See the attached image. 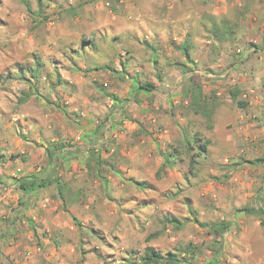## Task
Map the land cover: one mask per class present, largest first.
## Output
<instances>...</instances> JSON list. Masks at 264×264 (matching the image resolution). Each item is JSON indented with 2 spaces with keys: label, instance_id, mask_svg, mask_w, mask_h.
Instances as JSON below:
<instances>
[{
  "label": "rangeland",
  "instance_id": "374dc122",
  "mask_svg": "<svg viewBox=\"0 0 264 264\" xmlns=\"http://www.w3.org/2000/svg\"><path fill=\"white\" fill-rule=\"evenodd\" d=\"M163 1L93 0L83 4L84 0H68L65 5L62 0H54L46 6L44 0H0V169L5 168L7 171L9 168L5 164H10L14 169V163L25 164L31 160L26 154L21 157L20 153H14L17 149L13 139H21L22 135L16 132L22 126L20 119L17 117V121H11L15 116L25 112L28 114L24 119L26 122L30 117L38 120L44 114L56 113L61 122L66 120L65 112L61 114L58 108H55L56 111L48 109L51 104H64L63 96L59 95L61 90L72 96L83 97L95 89L101 94L103 102L108 98V87L86 86L84 83L93 70L80 72L70 69L71 76H64L61 80L69 78L72 83L64 80L68 85L60 89L53 85L59 76L58 71L64 73L70 65L67 55L70 48L81 49L83 44L79 42L82 37L95 43L97 41L106 48L99 40L104 34L107 38L117 36L118 39L113 43L117 49H113L114 52L129 47L143 50L148 56V50L142 43L137 44L133 37H136L137 30H141L137 25L143 22L145 15L159 21L164 10ZM212 1L179 0L177 5L181 7L177 6L175 10L195 7L203 17L201 20L205 22V28H216L218 32L221 31V22L227 19L230 24L236 23L233 35H238L241 22L245 20L257 28L255 33L264 34V0H216L214 4ZM24 3L28 4L31 11L25 9ZM77 4L83 6L77 8L75 18L63 11L69 5ZM217 8L225 10L226 15H211ZM136 15L139 20L135 19ZM240 15L242 18L236 19ZM201 20L197 27L199 31L202 30ZM261 20L263 24L257 27ZM155 31L159 33L158 29ZM206 33L212 35L207 29ZM255 33L249 35L246 41L242 40L240 45L244 42L247 50H261ZM149 41L159 42L157 47L160 50H167L171 44L169 40L164 41L162 45L167 46L161 47V41L153 35ZM150 52L155 60L156 55ZM135 53L139 57L137 60L142 63L141 54ZM37 63L41 64L37 76L38 86H34L32 98L26 104H20L17 102L20 95L18 86L22 82L20 73L25 72L28 80L30 75L27 68H36ZM97 108L101 116L106 114L103 103L98 104ZM68 113L78 126L81 119ZM217 121L222 129L225 125L222 117ZM7 124H10L13 133L12 140L8 141L1 134ZM221 129L216 134H223ZM27 138L25 142L30 143V137ZM110 142L107 141V145ZM221 146H224L223 142L212 145L210 153L206 154L207 158L200 157L198 177L188 176L190 170L186 160L182 165L168 170V173L163 171L156 175L150 182L155 191L148 187L144 191L146 194L139 193L129 183L120 186V183L111 182L105 189L101 179L95 175L99 170L90 164L96 155L87 152L92 160L88 161L89 167L82 170L88 177L78 183L82 186L81 190L75 189L80 191L81 199L66 206L62 205L54 186L20 199L19 195L14 194L15 190L10 188L11 181L14 182L16 178L13 180L9 177L12 178L9 180L4 177L5 172L0 173V183L2 175L5 179L0 184V193L9 191L10 195L6 204L0 200L1 263L120 264L133 259L132 262L137 264L136 258L145 247L150 246L161 254H175L179 264H264V173L260 170L264 169V165L255 164L250 168L249 162L244 161L238 151L224 152ZM46 150L39 153V149H36V165L32 169L39 168L42 175L49 173V176H53L57 170L44 168L41 161L44 157L49 159ZM115 153L116 150L112 156L117 157ZM108 159L104 157L103 160ZM245 169H251L253 173L246 175ZM249 182H253L249 186L252 197L244 203L243 196L249 192L246 183ZM97 184L100 187L98 189L95 188ZM245 210L253 212L247 213ZM259 211H263L262 214ZM164 216L175 218L177 223L164 224ZM221 223L228 226L223 233L211 230L214 224ZM153 234L158 236L147 240Z\"/></svg>",
  "mask_w": 264,
  "mask_h": 264
},
{
  "label": "crops",
  "instance_id": "0c3cea01",
  "mask_svg": "<svg viewBox=\"0 0 264 264\" xmlns=\"http://www.w3.org/2000/svg\"><path fill=\"white\" fill-rule=\"evenodd\" d=\"M178 2L179 0H164L162 5L164 10L159 21H155L154 18L151 20L145 15L143 22L137 25L141 30H137L133 39L136 43L143 44L148 50L146 51L148 56L143 50H133L129 47L114 52L113 49L116 47L113 43L118 39L117 36L107 38L104 34L99 40L101 44L107 46L106 48L96 41L97 50H88L86 45L81 50H69V56L74 58L75 66L68 59L70 65L67 66L66 71L64 73L58 71L60 80L64 76H71V70L80 72L93 70L85 82L82 79L79 81L86 83V86L108 87L109 96L103 102L101 94L95 89L88 91L87 96L83 97L72 96L61 90L59 95L63 96L64 104L61 102L63 105L59 107L65 112L66 117L62 122L56 113L44 114L38 120L29 116L30 120L26 122L24 119L28 114L25 112L20 116L14 115L13 119L12 116V122L19 118L22 124L16 130L17 134L22 133L19 134L21 139H13L17 149L13 152L20 153L21 157L26 154L31 159L25 164L14 163L16 164L14 169L22 171L16 178L49 176V173L42 175L39 168L32 169L33 165H36L34 152L39 149V153H44L48 148L58 147L61 151H58L53 160L44 157L41 161L44 163V168L56 169L53 174H57V177L68 183L74 191L81 190L82 186L78 183L87 180V173L82 168L90 159L87 152L92 149L96 154L99 153V160L102 161L99 174L109 184L116 182L123 186V183L127 184L129 179L150 183L157 175L163 158L171 150V145L175 142L183 143L182 132L185 128L197 132L208 143L206 153L202 155L204 158H207L206 154L210 153L209 148L212 145L223 142L224 146H221V149H224V152L238 151L244 161L249 162L250 168L255 164L264 165V34L255 33L257 28H253V25L245 20L241 22V31H238L237 38L246 41L249 35L255 33V39L260 42L261 50H247L244 42L234 47L235 44L233 45L230 38L218 39L206 33V29L210 33L213 30L210 27L205 28L206 24L201 20L203 17L195 7L179 10L181 6L177 5ZM212 3H216V0ZM177 6L179 8L175 10ZM211 15L223 17L226 12L217 8ZM135 19L139 20V16L136 15ZM200 20L202 30L199 31L197 27ZM258 24H263V21H259L257 27ZM155 29H158L159 33ZM152 35L154 38L158 37L161 47L167 46L162 45V42L164 44V41L169 40L170 49L167 47V50H160L157 47L159 42L149 41L152 40ZM150 51L154 52L158 62L156 59L153 60ZM76 52L80 55L77 56ZM135 52L141 54L142 63L137 60L139 57ZM184 53L188 57L183 55ZM125 63L129 65L125 66ZM26 75L24 73L25 79L18 86L20 95L17 102L20 104H26L32 98L31 94L35 91L33 88L38 83V79L34 80L31 77L27 80ZM195 76L199 77L198 83L206 100L210 99L211 95L217 98V107L210 124L199 115L193 114L188 107V97L195 86L193 83ZM58 77L53 82L57 89L68 85L64 80L72 83L69 78L59 82ZM141 83H148L154 88L148 92L138 90L137 86ZM30 86L33 88H29ZM230 92L237 94L235 101L231 99ZM24 94L30 97L26 102L21 103ZM100 103L104 104L106 113L102 116L97 111ZM238 103L243 104V107L239 108L236 105ZM55 108L57 106L51 104L48 109L56 111ZM67 111L81 119L78 126L73 123L74 117ZM219 117H222L225 123L222 129L219 128L221 125L217 124ZM4 127L1 134L3 133L8 141L13 133L10 124ZM220 129L224 131L223 134H216ZM27 137H30V143L25 142ZM107 141L111 142L107 145ZM115 150L117 157L112 156ZM104 157L109 159L105 161ZM199 160L200 157L195 159L196 169L188 173V176L198 177ZM95 161L90 163L93 167L96 166ZM4 166L9 169L7 171L5 168L0 169V173L5 172L6 175H2L1 185L5 181L4 177L12 179L9 177L15 171L10 164ZM260 170L264 173L263 168ZM165 171L168 173L167 170ZM249 172L253 173V170L244 171L246 175ZM14 182L11 181L10 188L15 190L14 194L19 195L21 199L24 195ZM249 183H246L249 192L243 196L244 203L252 197L249 186L253 182ZM95 188L100 187L97 184ZM2 190L9 189L2 188ZM0 194V200L5 201L3 203L6 204L10 197L9 191ZM1 260L0 264H2Z\"/></svg>",
  "mask_w": 264,
  "mask_h": 264
},
{
  "label": "trees",
  "instance_id": "16d2710c",
  "mask_svg": "<svg viewBox=\"0 0 264 264\" xmlns=\"http://www.w3.org/2000/svg\"><path fill=\"white\" fill-rule=\"evenodd\" d=\"M66 5V3H68V0H62ZM85 2H83V4L85 3H89L93 0H84ZM115 2H117L118 0H114ZM51 2H54V0H44V3L46 6H48ZM25 5V9L27 11H31L28 4L24 3ZM63 4H62V8H63ZM41 5V3H40ZM83 5L81 4H77V6H68L67 10H63L65 11V14L70 16L71 18H75L77 15V8H81ZM240 19L242 18V15L238 16L236 19ZM221 31L218 32L216 30V28L212 31V35L213 37H217L218 39L221 38H230L233 41V45L235 44L236 46H239L241 41L240 39L237 38L236 33L234 34V27L236 26V23L234 24H230V22L226 19V21L221 22ZM236 32V31H235ZM79 43H82L83 46L86 45V48H88V50H95L96 49V43L94 42V40H86L84 37L81 38V41ZM78 43V44H79ZM83 48V47H82ZM73 50H81L79 48H70V51ZM97 50V49H96ZM186 48L183 49V52H185ZM77 56L80 55L79 52H76ZM68 58L71 60L72 65L75 66V63L73 61V57L69 56V53L67 54ZM186 55L187 54H183ZM41 64L37 63L36 68L34 67H28L27 68V72L29 73L31 79L37 80V75H38V70ZM54 68L57 69V67L54 66ZM24 73L25 72H21L20 73V79L24 80ZM198 79L199 77L195 76V79L193 80V83H195V86H193V88L191 89L190 92V96L189 98V110H191V112L193 114L199 115L201 118L205 119V121L208 122V124L211 123L212 120V115L214 113V111L216 110L217 107V102H216V96L211 95L210 99L206 100V98L203 96L202 93V89L200 84L198 83ZM57 80L60 82V78L58 77ZM138 90H143V91H151L154 87L148 83H141L138 86ZM29 88H33V86H30ZM34 89V88H33ZM237 94H235L234 92H230V97L233 101L236 100V96ZM30 96L28 94H24V97L20 100V102H26L28 100ZM238 105L239 108L243 107V104L238 103L236 104ZM55 106H57L59 112H61L62 114H64V111L60 110L59 105L55 104ZM190 129H186L184 130V132H182V136H183V143L181 142H175L171 148V150H169V153H167V155L163 158V163L160 166V168L158 169V173L160 172H166L165 170H172L176 165H182L186 160H188V166H189V170L190 172H192L193 170L196 169V163H195V159L201 157L202 155H204L206 153L207 150V145L208 143L205 142L202 137L200 136V134H198L197 132H192L189 131ZM61 149V148H60ZM58 149V147H54L52 148H48V154L47 156L50 159H54V156L58 153V151L60 150ZM46 150V151H47ZM61 151V150H60ZM90 152H92L93 154L96 155V158L93 157V161L96 162V169L100 170L102 168V161L99 160V154L95 152L94 149L90 150ZM92 159L90 158L89 161H91ZM89 164L86 163L85 167H89ZM99 172H96L95 175L98 176V178L101 179V183L102 186L106 189L108 186V181L101 177ZM127 183L135 186V188L138 190L139 193H144L146 194L144 191L146 190V188L150 187L153 189V191H155V188L153 186H151L150 183L145 182V181H136L133 179H129L127 180ZM15 184L18 188V190L20 192L23 193L24 196L27 195H32V194H38L40 190L43 189H47L51 186L55 187V190L57 192V195L62 203L63 206H66L67 203H74L76 201H80V197H79V192L80 191H74L70 188L69 184L62 181L61 179H59L56 174H53V176H47L46 178H41L40 176H27L21 179H17L15 180ZM103 188V189H104ZM145 202V200H143ZM245 212L247 213H251L253 212V210H245ZM261 214L263 211H259ZM163 222L168 223V224H175L177 223V220L175 218H169L167 216L163 217ZM226 227H228L226 224H214L211 227V230L215 233H217V231L219 230L220 232H224L226 230ZM157 234H153L148 236L147 240H150L151 238H155L157 237ZM133 259H128L123 263L120 264H134L132 262ZM136 262L137 264H179V260L176 257L175 254H172L171 252H168L166 254H161L160 252H157L156 250H154L152 247L147 246L145 247L143 253L136 258Z\"/></svg>",
  "mask_w": 264,
  "mask_h": 264
},
{
  "label": "built area",
  "instance_id": "2783aa9c",
  "mask_svg": "<svg viewBox=\"0 0 264 264\" xmlns=\"http://www.w3.org/2000/svg\"><path fill=\"white\" fill-rule=\"evenodd\" d=\"M20 172H21V169H19V170L16 169V170L13 172V174H12L11 177H12V178H16L17 175L20 174ZM16 179H17V178H16Z\"/></svg>",
  "mask_w": 264,
  "mask_h": 264
}]
</instances>
